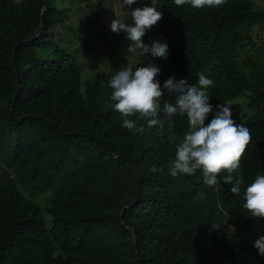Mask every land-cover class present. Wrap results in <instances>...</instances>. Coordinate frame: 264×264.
<instances>
[{
  "label": "trees",
  "instance_id": "1",
  "mask_svg": "<svg viewBox=\"0 0 264 264\" xmlns=\"http://www.w3.org/2000/svg\"><path fill=\"white\" fill-rule=\"evenodd\" d=\"M143 4L162 18L142 39L156 35L168 45L156 77L162 131L139 114L130 119L141 131L122 127L109 81L125 65L111 59L107 72L83 77L56 40L67 7L0 0V264H249L254 257L264 264L254 247L264 218L242 207L245 188L264 175V59L242 56L256 45L255 25L264 39V9L253 0L199 9L174 0ZM84 52L90 60L87 42ZM201 72L213 81L214 110L239 97L255 108L245 119L232 115L251 134L237 170L239 195L223 183L226 171L216 186L205 185L200 170L168 172L189 124L186 115L164 114L175 96L163 85L170 77L193 85ZM232 229L240 246L228 240ZM207 234L211 246L203 248L199 237Z\"/></svg>",
  "mask_w": 264,
  "mask_h": 264
},
{
  "label": "clouds",
  "instance_id": "2",
  "mask_svg": "<svg viewBox=\"0 0 264 264\" xmlns=\"http://www.w3.org/2000/svg\"><path fill=\"white\" fill-rule=\"evenodd\" d=\"M136 0H123V6H131ZM226 0H174L176 6L190 4L194 8L205 6H219ZM132 23H125L123 19H113L111 30L127 34L131 42L127 52L139 55L150 53L152 57L167 58L168 45L160 41H153L151 46L142 42V37L161 18L162 14L155 7L145 6L130 12ZM160 69L152 64L148 66H134L128 63L118 71L109 81L112 89L111 99L115 101L114 109L121 114L122 127L132 131H141L136 127L137 121L130 119L137 114L141 117H151L148 126H160L163 123L158 118L159 100L163 96L160 82L156 77ZM198 80L188 85L185 80H175L170 77L164 82L163 88L168 95L175 96V102L163 105L164 114L171 119L177 114L187 117L189 131L184 139L176 145L175 158L168 165V172L172 177L180 174L192 175L200 170L203 183L207 186L218 184V174L226 171L228 175L221 177L223 183L232 185L230 191L239 195L243 176L237 171L247 146L251 142L250 130L242 124H237L232 118V105L217 104L215 110L209 103L207 89L213 81L204 73H197ZM210 113H214L210 123L205 125ZM115 155V154H114ZM151 171L158 169L153 166ZM233 173H236L233 175ZM242 207L254 218H264V175L257 174L244 190ZM258 254L264 256V237L254 242Z\"/></svg>",
  "mask_w": 264,
  "mask_h": 264
},
{
  "label": "rangeland",
  "instance_id": "3",
  "mask_svg": "<svg viewBox=\"0 0 264 264\" xmlns=\"http://www.w3.org/2000/svg\"><path fill=\"white\" fill-rule=\"evenodd\" d=\"M60 6L67 7V19L63 24L57 25L56 40L63 47L67 48L75 55L78 63L83 69V77L90 78L95 74H102L108 71V65L111 59L117 60L123 65L128 63L136 64L141 60L150 62L160 71L163 67L161 57H152L150 53L139 55L138 53L127 52L131 43L127 38V34L123 31L116 33L111 30L113 19L121 18L125 23H132L130 12L138 7L143 8V0H136L131 6H123V0H54ZM255 5L264 9V0H253ZM252 33L256 39L255 47L249 52L243 54L250 55L255 58L260 54V58L264 59V39L260 36L259 27L255 25ZM150 43L144 39L145 45L151 46L156 41V35L150 37ZM89 43L91 50V59H87L84 55V44ZM244 66V65H243ZM225 104L232 105L233 115L240 116L245 119L255 112V108L249 106L243 97L227 102ZM214 115V113H210ZM208 123L205 122V125ZM46 194H39L35 199L46 202ZM45 204V203H44ZM46 215V214H45ZM47 216V215H46ZM47 224H49L48 219ZM228 240L234 242L235 246H240L242 238L236 230L232 229L228 233ZM200 244L203 248L211 246L210 236L199 237ZM249 264H260L257 258H252Z\"/></svg>",
  "mask_w": 264,
  "mask_h": 264
}]
</instances>
